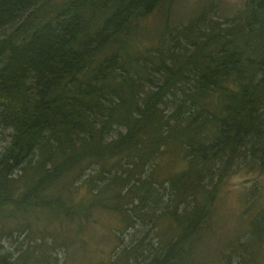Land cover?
<instances>
[{"label":"trees","instance_id":"trees-1","mask_svg":"<svg viewBox=\"0 0 264 264\" xmlns=\"http://www.w3.org/2000/svg\"><path fill=\"white\" fill-rule=\"evenodd\" d=\"M174 2L0 0V240L26 233L40 251L56 242L46 233L105 209L130 226L150 219V232L166 218V244L144 264H194L187 256L230 175L243 163L264 169V0L225 23L204 6L180 31L182 47L175 38L135 54L140 21ZM176 154L185 167L161 177L158 158L173 172ZM253 213L254 244L222 257L249 264L264 246V206ZM12 255L0 251V264L52 256Z\"/></svg>","mask_w":264,"mask_h":264},{"label":"rangeland","instance_id":"rangeland-1","mask_svg":"<svg viewBox=\"0 0 264 264\" xmlns=\"http://www.w3.org/2000/svg\"><path fill=\"white\" fill-rule=\"evenodd\" d=\"M245 1L175 0L173 4H167L140 21L135 30L136 33L134 32L130 38L131 47L139 56L155 54L158 51L157 46L171 47L170 42L175 38L180 40V47H182L186 40L180 31L191 25L204 6L212 7L214 9L212 16L225 23V18L235 16ZM1 131L0 128V152L3 149L1 138L4 135ZM173 159L171 164L173 172H169L166 169L169 161L167 155L158 158L157 173L159 172L161 177L167 178L171 173L185 167L182 155L176 154ZM168 188L169 185L161 188V193L168 195ZM78 192V198L85 196L84 189L79 188ZM128 206L131 205L128 204ZM263 206L264 169L252 168L243 163L241 168L230 175L227 183L218 193L212 219H209L201 229L199 238L194 243L195 248L188 254L187 261L194 264H225L232 259V264H240L241 261L237 255L222 257L220 254L244 252L246 247L254 244L253 241L247 239L249 237V217L254 214L253 210H258ZM3 214L9 218L8 212H3ZM19 219L24 221V218ZM12 225L13 222H6V227ZM151 225L150 219L138 218L135 226H130L119 212L97 209L77 228L76 225H71L70 227L65 226V232L46 233V235H54L56 242L54 243L51 237L47 238L43 241L42 247L44 248L40 251L38 248L33 251L37 241H32L26 233H13L6 238L2 237L0 243L3 244L4 249L1 248L0 251L13 252V259L24 254L25 250L31 252L32 255L41 253L43 260L49 258V253H51L52 256L44 264H110V260L115 261L126 250L129 253L127 264H131L130 262L144 264L154 257L151 251L155 250L153 248L159 245V251H161L166 244L164 238L168 226L166 218H159V236L157 229L150 232ZM174 230L176 232L175 228ZM149 253V257L144 259ZM253 253L249 264H264V246H255Z\"/></svg>","mask_w":264,"mask_h":264}]
</instances>
